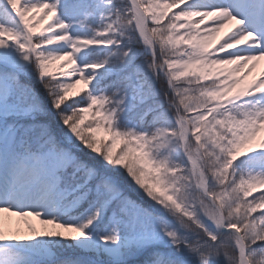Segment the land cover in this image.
<instances>
[{"label":"snow or ice","instance_id":"obj_1","mask_svg":"<svg viewBox=\"0 0 264 264\" xmlns=\"http://www.w3.org/2000/svg\"><path fill=\"white\" fill-rule=\"evenodd\" d=\"M261 62L264 0H0V264H264Z\"/></svg>","mask_w":264,"mask_h":264},{"label":"bare ground","instance_id":"obj_2","mask_svg":"<svg viewBox=\"0 0 264 264\" xmlns=\"http://www.w3.org/2000/svg\"><path fill=\"white\" fill-rule=\"evenodd\" d=\"M259 65H260L259 69H257L255 71L254 76H257V75H259V73L261 71H264V62H261ZM4 216H5V228H6V230L19 228L21 230V233L26 235L27 234V225H32V223H33V224H35L34 226H36L38 228L41 227V225L35 219H33L31 217L21 219L19 217L8 216L7 214H4Z\"/></svg>","mask_w":264,"mask_h":264},{"label":"rangeland","instance_id":"obj_3","mask_svg":"<svg viewBox=\"0 0 264 264\" xmlns=\"http://www.w3.org/2000/svg\"><path fill=\"white\" fill-rule=\"evenodd\" d=\"M259 66H260V65H258L257 68H255V69L253 70L252 76H254L255 71H256L257 69H259ZM250 78H251V77H250ZM77 87L80 88V87H82V86L78 85ZM34 225H35V224L32 223V226H34ZM10 227H11V226H10ZM34 227H36V226H34ZM41 227H42V226H41ZM36 228H38V227H36ZM38 229H39V228H38Z\"/></svg>","mask_w":264,"mask_h":264},{"label":"trees","instance_id":"obj_4","mask_svg":"<svg viewBox=\"0 0 264 264\" xmlns=\"http://www.w3.org/2000/svg\"><path fill=\"white\" fill-rule=\"evenodd\" d=\"M53 71H58L57 69H53ZM99 137H101V138H103V133H98L97 134ZM119 147H120V145H119V143L117 144V150L119 149Z\"/></svg>","mask_w":264,"mask_h":264}]
</instances>
